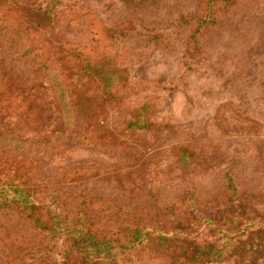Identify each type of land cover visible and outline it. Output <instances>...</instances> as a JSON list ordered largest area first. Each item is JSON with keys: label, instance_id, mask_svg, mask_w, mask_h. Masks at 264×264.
Returning <instances> with one entry per match:
<instances>
[{"label": "rangeland", "instance_id": "374dc122", "mask_svg": "<svg viewBox=\"0 0 264 264\" xmlns=\"http://www.w3.org/2000/svg\"><path fill=\"white\" fill-rule=\"evenodd\" d=\"M48 1L0 0V60L8 75L42 85L48 102L32 112L29 94L0 88V170L17 167L33 199H58L71 220L108 235L140 226L205 243L229 217L264 214V0H63L32 40L27 19ZM30 43L36 49L25 54ZM77 55L126 77L122 101L105 104L93 127L52 86L58 75L71 91ZM41 64L54 73L37 71ZM145 103L153 128L126 131ZM66 245L0 208V264H53ZM118 264L169 259L149 247ZM219 264L246 262L228 255Z\"/></svg>", "mask_w": 264, "mask_h": 264}, {"label": "trees", "instance_id": "16d2710c", "mask_svg": "<svg viewBox=\"0 0 264 264\" xmlns=\"http://www.w3.org/2000/svg\"><path fill=\"white\" fill-rule=\"evenodd\" d=\"M63 0H49L46 6L40 7L33 19H27L31 26L28 30L35 40L45 35L55 21L54 10ZM196 22L202 27L204 19L195 16ZM193 40L195 34L193 33ZM35 43L25 45V54L35 51ZM37 46V45H36ZM67 58V55H64ZM69 58V57H68ZM67 58V59H68ZM77 73L71 91L55 76L51 77L52 86L56 87L61 95L60 103L76 105L78 112L88 123L89 127L100 125L105 118L106 105H117L122 101L120 90L126 84L122 69L115 76V72L106 69L101 61H92L90 57L77 55ZM45 64H48L47 62ZM48 75L53 72L52 67L45 65ZM37 68V71L43 66ZM9 69L0 60V88L14 91L17 95L25 96L32 112L40 107L48 106L47 93L42 85L32 79L8 75ZM95 84V92L91 93ZM26 93V94H25ZM106 104V105H105ZM33 105V106H32ZM44 110V107L41 111ZM154 123L150 118V105L145 103L134 107L126 131L152 129ZM89 131L97 133L96 130ZM106 132V130H104ZM113 133L112 131H109ZM184 152H188L183 147ZM226 187L231 196L237 194L234 177L225 173ZM24 176L16 168L0 170V208H10L19 213L32 225L43 232L49 240L63 235L67 240L62 260H55L53 264H118L121 255L134 250L157 248L166 254L169 264H219L226 256H238L246 264H264V214L256 209H249L244 214L236 215L230 223L227 221L224 234L210 242L199 243L189 239H175L169 235H157L158 231L140 226H125L115 235L99 233L90 226L82 223L81 219H70L61 209L58 199L50 201H36L33 199V190ZM242 205V203H240ZM243 216V217H242ZM169 234V233H168Z\"/></svg>", "mask_w": 264, "mask_h": 264}]
</instances>
